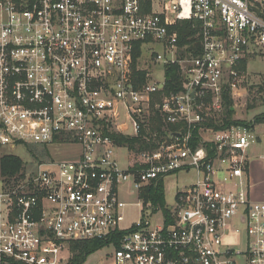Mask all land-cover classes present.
<instances>
[{
    "label": "built area",
    "instance_id": "built-area-1",
    "mask_svg": "<svg viewBox=\"0 0 264 264\" xmlns=\"http://www.w3.org/2000/svg\"><path fill=\"white\" fill-rule=\"evenodd\" d=\"M263 1L0 0V149L80 148L8 181L0 173V264H73V244L90 240L104 243L94 264H264L248 159L259 133L206 125L223 121L227 94L238 106L255 64L264 75ZM185 23L196 34L182 44ZM168 66L180 91H166ZM156 111L179 128L155 151L112 138L149 140ZM192 170L173 203L145 204L150 186L163 180L166 193L168 177Z\"/></svg>",
    "mask_w": 264,
    "mask_h": 264
},
{
    "label": "trees",
    "instance_id": "trees-1",
    "mask_svg": "<svg viewBox=\"0 0 264 264\" xmlns=\"http://www.w3.org/2000/svg\"><path fill=\"white\" fill-rule=\"evenodd\" d=\"M196 31L190 27V24L185 23L180 28V42L182 44L187 42V37H194ZM194 41V39L191 40ZM166 91L170 93L171 91H180L182 89V79L180 75L179 68L177 66H168L166 68ZM260 90H264V87L261 85ZM264 101V95L262 97ZM233 100L230 95L225 96V106L223 121L220 123H215L214 120H211L209 123H206L207 126L213 127L215 129L227 128L231 125H244L247 127H254L258 123H264V113L258 115L254 118L252 122H245V120H239L234 118L235 111L233 109ZM249 107H254L250 105ZM177 125H169L163 121L162 116L159 112L156 111L151 118L150 123V132L148 133L149 140L142 139L140 137H128L120 133H113L111 136L114 138L117 143L128 145L131 150H134L136 153H139L144 150L155 151L159 147V142L163 141L166 136L168 137V132L170 130L174 131L178 129ZM157 133L156 135H154ZM193 143L192 145L196 147L200 141L201 136L198 128L193 131ZM37 146H28L30 152L34 155L36 160H40L43 157H49L50 153L47 148H43L44 152L38 154L35 152ZM30 164L25 162L20 156L14 154H5L0 158V171L2 177L7 181L14 176L21 175L25 172ZM144 199L145 204L148 202L156 205L163 206L165 203V192H164V181L159 180L157 184H153L148 189H146L141 194ZM102 241L90 240V241H79L73 244L72 251L74 252L73 264H81L88 255L92 254L99 248L103 246Z\"/></svg>",
    "mask_w": 264,
    "mask_h": 264
},
{
    "label": "rangeland",
    "instance_id": "rangeland-1",
    "mask_svg": "<svg viewBox=\"0 0 264 264\" xmlns=\"http://www.w3.org/2000/svg\"><path fill=\"white\" fill-rule=\"evenodd\" d=\"M254 68L259 70V75H250L251 84L253 86L250 90L243 96L235 100L238 102V106L234 108L235 114L234 118L239 120H245V122H252L256 116L264 113V101L262 99L264 95V90H260V86L264 87V75L260 72L263 71V64H255ZM162 71L157 73L158 78H162ZM260 85V86H257ZM254 105V107H249ZM253 128L259 134V139L257 142L253 143L248 149V159H249V181L251 184V192L254 199L259 201H264V123H258ZM50 156L43 157L44 160L55 159H73L79 153L80 148L78 146H63V145H53L47 148ZM36 153L40 154L44 152L42 147H36ZM14 154L20 156L25 162H36V158L30 152L29 148L17 147L13 149L11 147H4L0 149V158L5 154ZM118 159L122 167H127L129 158V153L127 149L121 148L118 151ZM130 161V160H129ZM1 173V172H0ZM196 172L189 171L188 173H178L172 175L166 179V193L165 202L171 204L174 202V191L179 189H184L196 180ZM1 188V183H0ZM134 201V198H130ZM127 221H136L140 218V207H128L126 212ZM153 224L160 223L161 215L153 216L151 219ZM104 256V252H98L92 254L88 258L87 264H94L98 259Z\"/></svg>",
    "mask_w": 264,
    "mask_h": 264
},
{
    "label": "water",
    "instance_id": "water-1",
    "mask_svg": "<svg viewBox=\"0 0 264 264\" xmlns=\"http://www.w3.org/2000/svg\"><path fill=\"white\" fill-rule=\"evenodd\" d=\"M264 2V1H263ZM258 12H260V10L259 9H256Z\"/></svg>",
    "mask_w": 264,
    "mask_h": 264
}]
</instances>
